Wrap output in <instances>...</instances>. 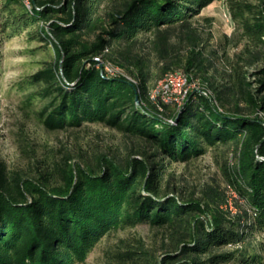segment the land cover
I'll list each match as a JSON object with an SVG mask.
<instances>
[{"label":"trees","instance_id":"1","mask_svg":"<svg viewBox=\"0 0 264 264\" xmlns=\"http://www.w3.org/2000/svg\"><path fill=\"white\" fill-rule=\"evenodd\" d=\"M213 1L0 0L3 35L28 31L54 50L28 80L46 128L99 123L130 142L126 150L29 143L27 168L0 158V264H79L111 231L140 224L162 240L123 239L110 264H264L255 239L264 230V0H229L244 49L221 77L219 51L235 39L210 45L211 33L204 38L192 21ZM99 55L123 73L108 76ZM259 65L254 87L245 69ZM177 71L212 95L192 90L180 108L155 102L158 82ZM227 145L236 159L228 187L244 201L235 199L236 212L224 207L220 184L187 193L173 183L172 163Z\"/></svg>","mask_w":264,"mask_h":264},{"label":"rangeland","instance_id":"2","mask_svg":"<svg viewBox=\"0 0 264 264\" xmlns=\"http://www.w3.org/2000/svg\"><path fill=\"white\" fill-rule=\"evenodd\" d=\"M246 1L255 4L261 2V0ZM206 17L211 18L212 22L206 21ZM192 21L199 26L204 38L211 33L210 45L217 46L225 35L235 39L234 42L227 44L224 50L219 51L221 59L219 64L215 65L218 71L214 73L221 77L220 73L224 70L222 66L229 64L227 59L237 63V54L244 49L243 44L235 45V42L241 39V31L233 17L229 0H214L202 8L200 14ZM176 38L175 33L174 39ZM140 46L141 44L138 45L139 48ZM54 54L51 45L39 38L33 39L28 31L7 37L0 28V158L12 169L27 168L31 160L24 154L23 149L29 143H33L36 147L45 144L59 150L73 149L77 144H83L88 148L99 147L103 150L112 145L126 150V145L130 143L129 139L124 138L118 131L99 123L66 130L46 128L39 116L43 101L40 97L30 99V95L35 90L29 86L28 80L42 68L45 61L52 60ZM260 66L245 69L249 72L254 87L260 85L256 82L259 77L256 72ZM196 82L200 84L199 80ZM199 86L211 93L207 85ZM262 115L264 116V113ZM234 150V145L209 148L205 154L192 158L189 162L172 163L173 183L186 186L187 193L192 191L200 193L209 184H220L221 189L226 188L228 195V202L224 207L236 212L235 199L244 201L239 199L237 191L228 187L226 175L228 163L232 164L236 161L235 156H232ZM161 234V230L153 229L148 224L113 230L105 235L87 258L79 264H110L108 252L117 248L121 240L142 237L149 242H155L162 240ZM255 239L264 242V230L257 231Z\"/></svg>","mask_w":264,"mask_h":264},{"label":"bare ground","instance_id":"3","mask_svg":"<svg viewBox=\"0 0 264 264\" xmlns=\"http://www.w3.org/2000/svg\"><path fill=\"white\" fill-rule=\"evenodd\" d=\"M94 59L100 67L114 66L116 70L120 71V74L123 73V70L119 66H115L114 64L106 60L103 55L96 56L94 57ZM106 74L108 76H116L114 74H111V72H106ZM175 74L183 75L179 78V83L176 88L174 86H170L171 77H168L169 75ZM169 75L159 82L157 87L152 91L151 97L153 100H155V102H157L159 98L166 103H173V101H175V105L180 107L184 103L185 98L187 97L189 92L194 89L200 88V84H198V82L196 81L190 82V77H188L186 73L181 71H177Z\"/></svg>","mask_w":264,"mask_h":264},{"label":"built area","instance_id":"4","mask_svg":"<svg viewBox=\"0 0 264 264\" xmlns=\"http://www.w3.org/2000/svg\"><path fill=\"white\" fill-rule=\"evenodd\" d=\"M98 67H100L97 64ZM105 72H111V74H114L116 76H120V71L116 70L114 66H107V67H101ZM183 76V75H169L168 77H171V85L170 86H174L175 88L177 87L178 83H179V78ZM166 93V92H165ZM168 96V95H166ZM173 104H175V101H173Z\"/></svg>","mask_w":264,"mask_h":264},{"label":"water","instance_id":"5","mask_svg":"<svg viewBox=\"0 0 264 264\" xmlns=\"http://www.w3.org/2000/svg\"><path fill=\"white\" fill-rule=\"evenodd\" d=\"M102 71H103V69H102ZM194 90H198V91H200V92H202V93H204L205 95H208V96H211V95H212L211 93H209V92H208L207 90H205L204 88H198V89H194ZM185 99H186V98H185ZM137 100H138V101L140 100V99H139V96L137 97ZM183 104H184V103H183ZM183 104H182V105H183ZM182 105H181V106H182ZM181 106H180V107H181ZM178 107H179V106H178ZM180 107H179V108H180ZM168 121L171 122V123H173V124L176 123V120H175L173 117H172V118H168Z\"/></svg>","mask_w":264,"mask_h":264}]
</instances>
